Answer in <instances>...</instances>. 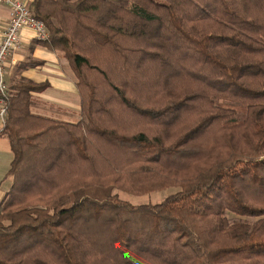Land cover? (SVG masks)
I'll return each instance as SVG.
<instances>
[{"label":"trees","instance_id":"obj_1","mask_svg":"<svg viewBox=\"0 0 264 264\" xmlns=\"http://www.w3.org/2000/svg\"><path fill=\"white\" fill-rule=\"evenodd\" d=\"M29 7L82 114H36L46 85L10 87L0 264H264V0Z\"/></svg>","mask_w":264,"mask_h":264},{"label":"crops","instance_id":"obj_2","mask_svg":"<svg viewBox=\"0 0 264 264\" xmlns=\"http://www.w3.org/2000/svg\"><path fill=\"white\" fill-rule=\"evenodd\" d=\"M29 6L33 0H22ZM10 17V8L7 5L0 6V42ZM20 46L13 51L8 64L6 76L10 87L21 80H30L36 84H45L43 90L32 92V111L36 114L48 117L76 122L81 117L80 94L77 86V76L73 71L64 52L52 49L37 42L35 33L24 28L20 35ZM34 63L33 66L23 68L20 64ZM3 123L0 121V129ZM0 138L8 142L12 152L10 141L5 135ZM13 158V152H12ZM12 161V159H11ZM10 169V167H9ZM8 169V171H9ZM4 175L6 181L4 187H0L1 194H6L11 186L12 178ZM4 173L0 171V179ZM11 179V181L9 180ZM9 180V182H8Z\"/></svg>","mask_w":264,"mask_h":264},{"label":"built area","instance_id":"obj_3","mask_svg":"<svg viewBox=\"0 0 264 264\" xmlns=\"http://www.w3.org/2000/svg\"><path fill=\"white\" fill-rule=\"evenodd\" d=\"M1 5H7L10 8V17L0 42V121L5 123L8 116V97L11 92L6 80L8 64L13 51L20 46L21 31L24 28L31 29L37 40H47L51 33L46 23L36 18L24 1L0 0ZM1 199L0 190V201Z\"/></svg>","mask_w":264,"mask_h":264},{"label":"rangeland","instance_id":"obj_4","mask_svg":"<svg viewBox=\"0 0 264 264\" xmlns=\"http://www.w3.org/2000/svg\"><path fill=\"white\" fill-rule=\"evenodd\" d=\"M11 159H12V152L9 149L8 142L6 141L5 138L4 140L0 138V171L1 173H4L2 178L0 179V185H2L3 187L6 183V181H4L5 180L4 175L8 171L11 165ZM9 180L11 181L10 178ZM5 188L6 186L4 187V189ZM175 191L176 190H174L173 188H168V190L167 189L159 190V191H154V192L146 193V194L144 193L143 194H132V193H128V192L120 191V190H115L114 192L117 193L121 199L127 200L133 204H145V203L155 204V203L161 202L162 200L166 198L167 195ZM4 198H6L5 194L2 195L0 205H2L1 203H3ZM234 216L236 215L231 214V217H234Z\"/></svg>","mask_w":264,"mask_h":264}]
</instances>
